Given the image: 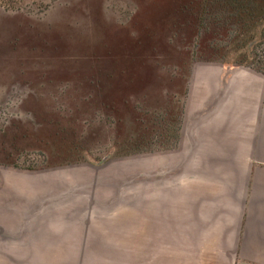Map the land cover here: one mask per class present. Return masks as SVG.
Wrapping results in <instances>:
<instances>
[{
  "label": "rangeland",
  "instance_id": "obj_1",
  "mask_svg": "<svg viewBox=\"0 0 264 264\" xmlns=\"http://www.w3.org/2000/svg\"><path fill=\"white\" fill-rule=\"evenodd\" d=\"M239 10L0 0V203L13 210L14 264H133L151 157L178 147L193 61L264 71V20ZM43 235L62 239L60 256L38 252Z\"/></svg>",
  "mask_w": 264,
  "mask_h": 264
},
{
  "label": "crops",
  "instance_id": "obj_2",
  "mask_svg": "<svg viewBox=\"0 0 264 264\" xmlns=\"http://www.w3.org/2000/svg\"><path fill=\"white\" fill-rule=\"evenodd\" d=\"M191 65L178 147L151 157L133 264H264V71L214 59ZM12 211L0 203V264H14ZM41 238L42 256L61 255L60 237Z\"/></svg>",
  "mask_w": 264,
  "mask_h": 264
},
{
  "label": "trees",
  "instance_id": "obj_3",
  "mask_svg": "<svg viewBox=\"0 0 264 264\" xmlns=\"http://www.w3.org/2000/svg\"><path fill=\"white\" fill-rule=\"evenodd\" d=\"M231 2H234L238 8L246 10V14H248L249 16H253L256 18L257 21L264 20V13H261V17L256 15V9L258 8V3L257 0H229ZM243 10H239V11H243ZM238 13V12H237ZM257 21L254 23V25L257 24ZM262 36L264 37V32L262 34Z\"/></svg>",
  "mask_w": 264,
  "mask_h": 264
}]
</instances>
